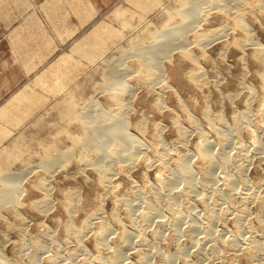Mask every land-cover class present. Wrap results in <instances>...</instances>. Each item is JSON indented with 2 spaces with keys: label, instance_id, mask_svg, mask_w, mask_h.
Returning a JSON list of instances; mask_svg holds the SVG:
<instances>
[{
  "label": "rangeland",
  "instance_id": "374dc122",
  "mask_svg": "<svg viewBox=\"0 0 264 264\" xmlns=\"http://www.w3.org/2000/svg\"><path fill=\"white\" fill-rule=\"evenodd\" d=\"M189 1L199 22L174 34L185 52L157 55L165 76L148 91L130 54L158 46L153 36L182 22L176 11ZM235 1L0 0V189L6 176L19 187L0 201V264H113L118 247L122 264H264V57L253 45L264 46V0ZM113 60L126 84L125 134L138 142L130 159L109 137L124 133L91 131L105 159L80 145L84 131L64 109L93 111V98L111 107L102 88ZM254 239L259 250L246 258Z\"/></svg>",
  "mask_w": 264,
  "mask_h": 264
},
{
  "label": "bare ground",
  "instance_id": "6f19581e",
  "mask_svg": "<svg viewBox=\"0 0 264 264\" xmlns=\"http://www.w3.org/2000/svg\"><path fill=\"white\" fill-rule=\"evenodd\" d=\"M231 1H235V0H231ZM239 1H241V0H238V1H235V2H239ZM257 2H258V0H256ZM263 1V0H262ZM201 2V1H200ZM204 2V1H203ZM210 2H211V0H210ZM210 2H208V3H210ZM243 2V1H242ZM255 2V1H254ZM187 3H189L191 6L189 7L190 8V10H188V9H186V10H184V9H178L177 11H176V13L180 16V18L182 17V22H178L177 24H174L175 26H173V25H171V24H169L168 26H164V28L161 30V31H159L158 32V34H156V35H154L153 36V38L155 39H157V40H162L160 43H161V45H160V43H159V45L158 46H155L156 44L154 43V42H152V43H149V44H145V45H142V46H140L139 48L138 47H135V48H137L136 50H134V51H132L131 52V54H130V57H132V58H134L133 60H132V67H130L132 70H134L133 72H136V73H138L139 75L136 77V80H137V82H141L142 83V85L144 84L143 82H145V80H146V82L145 83H147L148 85H146V90H148V91H151L152 90V88L154 87V85H153V87H152V84L151 83H153V79L154 78H156V77H158V79H160V78H163L164 79V76H165V74H164V64H162V61H159V60H157V55H159V54H169V52L171 51V50H174L175 48H176V50H177V48L178 49H185V44L186 43H188V42H186V39L184 40V39H182L181 40V38L182 37H180L179 39H177L178 37H176L175 39L177 40V42H176V40L174 39V34L177 36L178 34V32L180 33V31H183V29L184 28H190L191 26H195V25H197V21L199 20V18L197 17V14H196V11H193L194 9L196 10H198V5H196L197 4V2H191L190 3V1L189 2H187ZM186 3V4H187ZM236 3V4H237ZM199 4V3H198ZM229 7V6H228ZM236 7V6H235ZM235 7H233V8H235ZM238 9V8H237ZM172 11H173V9H172ZM172 13H174V12H172ZM175 13V14H176ZM199 16V15H198ZM171 17H172V15H171ZM172 18H174V16L172 17ZM195 18V19H194ZM198 18V20L195 22V20ZM203 19V18H202ZM237 20H238V23L236 22L235 24H234V26L236 25V26H238V24H240L241 25V27H242V25L244 24L243 22H240V20L241 21H243L242 19H241V17L240 16H237ZM199 22V21H198ZM201 22V21H200ZM205 22V21H204ZM143 24V23H142ZM148 25V24H147ZM129 26V25H128ZM240 27V28H241ZM146 28V27H145ZM244 28H245V26H244ZM138 30V29H137ZM187 30V29H186ZM245 30H246V28H245ZM218 31V30H217ZM216 31V32H217ZM221 31V30H220ZM243 31H244V29H243ZM145 32V31H144ZM188 32V31H187ZM211 32V31H210ZM225 32V31H224ZM150 35V34H149ZM205 35V34H204ZM188 36V35H187ZM202 36V35H201ZM151 37V36H150ZM192 37V36H191ZM203 37V36H202ZM158 38H162V39H158ZM190 38V37H189ZM197 38H199V37H197ZM215 38V37H214ZM206 39V38H205ZM157 40H154V41H157ZM129 41H131V40H129ZM128 41V42H129ZM152 41V40H151ZM179 41V42H178ZM188 41V40H187ZM244 41V40H243ZM250 41V40H249ZM146 43H147V41H145ZM201 42V41H200ZM199 42V43H200ZM154 43V44H153ZM253 42H251V44H252ZM202 45V44H201ZM245 45H246V43H245ZM250 45V44H249ZM253 45H257L256 47H259L258 49H256V53H257V56L259 57V59L261 60V58L262 57H264L263 55H264V46H261L260 44H257V43H254ZM187 46H189V45H187ZM184 51V50H183ZM124 52V51H123ZM185 52V51H184ZM183 52V53H184ZM111 53V52H110ZM127 53V51L125 52V54ZM186 54V53H185ZM184 54V55H185ZM124 55V54H123ZM171 55V54H170ZM254 55H255V53H254ZM122 56V55H121ZM162 56V55H161ZM188 55H186V57H187ZM115 57V56H114ZM163 57V56H162ZM121 58V57H120ZM119 58V59H120ZM160 58V57H159ZM164 58H167V57H165L164 56ZM188 58H190V57H188ZM257 58V57H256ZM258 59V58H257ZM169 60V59H168ZM170 61V60H169ZM168 61V62H169ZM120 62V61H119ZM134 62V63H133ZM115 62H114V60H113V64H111V66H110V69L108 70V72L106 73L107 74V79L105 80L106 82H105V88L103 87L102 88V90H104V92H105V94L103 93V95H106L105 97H106V100H107V102H109V104H110V106L111 107H108L106 110H103V109H100L99 107H98V105L95 103V102H98V100H96V99H94L93 98V101H94V103H92L93 104V111H91L90 109H88V111L87 112H82V110H76V107L74 108V105L72 106V105H70L71 103H68L65 107L66 108H64L65 109V113L66 114H69L73 119H75L78 123H79V128H81L83 131H84V138H82V136L83 135H81V138L82 139H84V141L83 140H81L82 142H83V144H80V145H85V146H94L95 148H97V151H96V154L95 155H98L99 154V156L101 155L102 157H104V159H105V154H103V150H104V148H102V150H100V148H99V144H97V143H93V137H92V139H88L90 136H91V131H94V132H108V133H111V134H113V133H117V132H119V133H124V134H122L121 136H119V137H117V138H113V136H109L111 139H114L113 141L114 142H116L117 143V148L118 149H116V151H115V154L117 153V154H120L121 156H126V155H128V157L126 156V158H131V157H133L134 155L132 154V151L134 150V149H136L137 148V146H138V142H137V140H135V138H133L132 136H130V135H128V134H125L126 133V127H125V125H124V121H123V117L125 116V110L123 111V107H124V98H123V92H124V88H125V82H124V84L123 83H121V78H122V74H123V71L122 70H120V68H117V65H119V64H114ZM121 66V65H120ZM124 67V66H123ZM198 68V67H197ZM123 69V68H122ZM196 69V68H195ZM199 70V69H198ZM132 72V73H133ZM198 72V71H197ZM130 73V72H129ZM129 73H128V75H129ZM131 73V74H132ZM126 76V75H125ZM129 76H131V75H129ZM189 76V75H188ZM190 76L191 77H195V73H191L190 74ZM189 76V77H190ZM197 76V75H196ZM125 78V77H124ZM196 78V77H195ZM194 78V79H195ZM193 80V79H192ZM263 81V86L262 87H264V78L262 79ZM163 81V80H162ZM195 81H197V80H195ZM261 82V83H262ZM140 83V84H141ZM161 83H163V82H161ZM123 84V85H122ZM139 84V83H138ZM164 84V83H163ZM166 84V83H165ZM164 84V85H165ZM122 85V86H121ZM168 87V86H167ZM262 87H261V89H262ZM166 88V87H165ZM133 90V89H132ZM161 90H163V89H161ZM263 91V90H262ZM102 92V91H101ZM134 93V92H133ZM154 93H155V91H154ZM153 93V94H154ZM98 94H100V93H98ZM124 94H126V93H124ZM158 95H159V93H158ZM91 98V97H90ZM155 98H156V96H155ZM92 102V101H91ZM155 105V104H154ZM90 106V105H89ZM114 106V107H113ZM126 106V105H125ZM84 108V107H83ZM92 108V107H91ZM157 108V107H156ZM263 108V107H262ZM125 109V108H124ZM90 110V111H89ZM260 111V110H259ZM262 112V111H261ZM206 113V112H205ZM263 113V112H262ZM63 114V113H62ZM90 117V118H89ZM237 118V117H236ZM78 125V124H77ZM238 128H239V124H237L236 125V131H238ZM82 130L80 131V133L82 132ZM252 130V129H251ZM253 131V130H252ZM251 132V131H250ZM249 132V133H250ZM252 133V132H251ZM254 133V132H253ZM83 134V133H82ZM79 135V134H78ZM80 137V136H79ZM78 137V138H79ZM202 137V136H201ZM77 138V139H78ZM229 138V137H228ZM227 138V136H223L222 135V139L223 140H227L228 139ZM253 138V137H252ZM251 138V139H252ZM76 139V140H77ZM250 139V140H251ZM254 139V138H253ZM96 140V139H95ZM222 140V141H223ZM80 143H81V141L80 140H78ZM78 141H75V142H78ZM229 141V140H228ZM77 144H79V143H77ZM153 144V146H152V148H154V149H152V150H154L155 152V155H158L157 156V158L159 159V160H163L162 159V157H161V151H160V149H161V147H162V149L164 148L165 149V147H164V145H163V143H160V140L158 141V142H154V143H152ZM78 146V145H77ZM208 147V145H206V144H200L199 145V154L201 155H203V156H205V158H207V159H209V157H210V155L209 154H207L208 153V151H207V148ZM210 147V146H209ZM239 147V146H238ZM243 147H244V144H243ZM160 148V149H159ZM247 148V147H246ZM114 149V150H115ZM209 150V149H208ZM97 152H98V154H97ZM57 153H59V152H57ZM198 154V155H199ZM240 154V153H239ZM82 155H84V154H82ZM209 155V156H208ZM241 155V154H240ZM220 156V155H219ZM225 156V157H224ZM44 157V156H43ZM80 157V156H79ZM161 157V158H160ZM46 158H47V155H46ZM101 157H99V159H100ZM211 158V157H210ZM104 159H102L101 158V160H104ZM178 159V158H177ZM174 160V161H176V163H177V165L178 164H180V162H183V161H186L184 158H181V160L180 159H178V160ZM221 159H222V161H221V165H222V167H226V162H227V160H229V157H228V159H227V156L226 155H221ZM230 161V160H229ZM228 161V162H229ZM43 162L44 163H48L49 162V160H43ZM207 162V161H206ZM161 163V162H160ZM164 163V162H163ZM175 163V164H176ZM205 165V164H204ZM208 167H206L205 168V170L204 171H202V173H203V175L204 176H209V173H208V169H207ZM241 168V167H240ZM239 169V168H238ZM97 170H99V171H101L102 173H103V177L106 179V174L108 173V171L107 170H109V166H105V165H101L99 168H97ZM107 172V173H106ZM98 173V172H97ZM101 174V173H100ZM100 174H99V176H100ZM108 175V174H107ZM159 176H161V174H158ZM181 175L184 177V178H182L184 181L183 182H185L186 183V185L187 186H189L190 188H191V186H192V181H193V173H192V171H191V169L189 168V167H187V166H184L183 165V167H182V172H181ZM181 177V176H180ZM100 178V177H99ZM108 178V177H107ZM159 178V177H158ZM160 180H163V179H161V178H159ZM182 179H180V180H182ZM100 180V179H99ZM104 180V179H103ZM166 180V179H165ZM176 180V179H175ZM242 180V179H241ZM159 181V180H158ZM101 182L103 183V181L101 180ZM100 182V183H101ZM162 182V181H161ZM2 183H3V186L1 187V189H0V201H3L4 203H11L12 201H13V198H14V195H15V193H17V191H18V186L17 185H15L14 184V182L13 181H11L10 180V178L8 177V176H6L3 180H2ZM44 183L45 182H43V186H44ZM106 183V182H105ZM163 183V182H162ZM161 183V184H162ZM41 184V183H40ZM105 185V184H104ZM232 185H233V183L232 182H229V187L231 188L232 187ZM42 186V185H41ZM160 186V185H159ZM42 188V187H41ZM155 189V188H154ZM153 189V190H154ZM165 189V188H164ZM169 191H171V190H169ZM162 192V191H161ZM171 193V192H170ZM229 193V200H230V202H231V200H232V198H230V192H228ZM169 196V195H168ZM157 199V198H156ZM264 199V198H263ZM44 200H46V197L44 198ZM261 200V202L260 203H262L263 201H262V199H260ZM233 201V200H232ZM3 202H1L2 204H3ZM245 202V201H244ZM244 202H243V205H242V207L244 206ZM0 203V204H1ZM233 203V202H232ZM264 203V202H263ZM69 204V203H68ZM168 205H169V207L168 208H172L173 209V206H174V201H170L169 203H168ZM205 205V204H204ZM233 205V204H232ZM262 205V204H261ZM260 205V206H261ZM206 206V205H205ZM263 208V207H262ZM242 209L243 208H241V212H243L242 211ZM239 212V211H238ZM209 217L210 218H212V215L210 214L209 215ZM238 217V216H237ZM98 218V217H97ZM239 218V217H238ZM241 218V217H240ZM96 219V218H95ZM94 219V220H95ZM87 222V221H86ZM85 223V222H84ZM83 223V224H84ZM86 224V223H85ZM88 224H89V221H88ZM85 226H87V225H85ZM89 226V225H88ZM83 228V227H82ZM107 228H108V226H107ZM107 228L106 227H101V229L99 230V231H97L98 233H96V240H97V244H98V248H100V249H103V246H104V235H105V233H106V231H107ZM67 229H71V225L69 224V225H67V228H66V230ZM70 231V230H69ZM70 232H72V231H70ZM236 232L238 233V232H240V231H237L236 230ZM108 233V232H107ZM68 234H69V232H68ZM242 234V233H241ZM129 235V234H128ZM156 235V234H155ZM238 235H240V234H237V236L234 238V239H232V246L234 247V249L236 250V249H240L243 245H241V247L239 248V243L241 242H239V239H237L238 238ZM77 236V235H76ZM107 236V235H106ZM125 236V235H124ZM174 236V235H173ZM79 237V236H78ZM142 239V238H141ZM242 239V238H241ZM240 239V240H241ZM37 242V241H36ZM231 242V241H230ZM242 242L244 243V241L242 240ZM246 243V242H245ZM37 244V243H36ZM127 245V244H126ZM125 245V246H126ZM249 245V244H248ZM37 246V245H36ZM39 246V245H38ZM37 246V247H38ZM231 246V247H232ZM247 246V245H246ZM244 247V246H243ZM259 247H260V245H259V242L257 241V240H253V242L252 243H250V245H249V248L247 247V251L245 252L246 253V258H252V257H254V255L256 254V252L259 250ZM120 248L121 247H118V248H114V251H113V255H112V257H111V262L113 263V264H122L124 261L122 260V253H121V250H120ZM127 248V247H126ZM205 248V247H204ZM123 249V248H122ZM245 249V248H244ZM99 250V249H98ZM229 251V250H228ZM245 255V254H244ZM255 258V257H254ZM141 259H145V256H141ZM246 260V259H245ZM233 262V261H232ZM250 262V261H249ZM169 264H172V262H170Z\"/></svg>",
  "mask_w": 264,
  "mask_h": 264
}]
</instances>
